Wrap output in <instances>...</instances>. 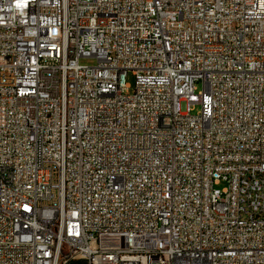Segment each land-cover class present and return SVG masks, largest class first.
<instances>
[{
  "label": "built area",
  "instance_id": "obj_1",
  "mask_svg": "<svg viewBox=\"0 0 264 264\" xmlns=\"http://www.w3.org/2000/svg\"><path fill=\"white\" fill-rule=\"evenodd\" d=\"M0 264H264V0H0Z\"/></svg>",
  "mask_w": 264,
  "mask_h": 264
},
{
  "label": "rangeland",
  "instance_id": "obj_2",
  "mask_svg": "<svg viewBox=\"0 0 264 264\" xmlns=\"http://www.w3.org/2000/svg\"><path fill=\"white\" fill-rule=\"evenodd\" d=\"M96 59L94 58H83L81 59V63L82 64H87V65H95L96 64ZM127 82H129L131 85H134L135 84V78L133 76V74L130 72L128 75H127ZM202 90V86L199 84L198 85V91H201ZM133 90H131L132 92ZM200 110V106L199 105H196L194 106V110H193V113H197L198 111ZM225 186V183L223 182L222 184H220L219 188H222Z\"/></svg>",
  "mask_w": 264,
  "mask_h": 264
}]
</instances>
